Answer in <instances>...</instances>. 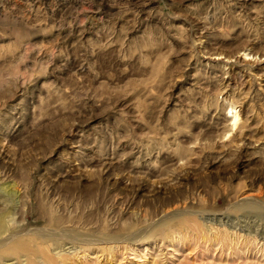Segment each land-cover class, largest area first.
Wrapping results in <instances>:
<instances>
[{"label":"rangeland","instance_id":"rangeland-1","mask_svg":"<svg viewBox=\"0 0 264 264\" xmlns=\"http://www.w3.org/2000/svg\"><path fill=\"white\" fill-rule=\"evenodd\" d=\"M0 264H264V0H0Z\"/></svg>","mask_w":264,"mask_h":264},{"label":"bare ground","instance_id":"bare-ground-1","mask_svg":"<svg viewBox=\"0 0 264 264\" xmlns=\"http://www.w3.org/2000/svg\"><path fill=\"white\" fill-rule=\"evenodd\" d=\"M233 117H234V120H235V118L237 117V114L236 113H234L233 114ZM236 121V120H235ZM234 122V121H233ZM53 219V218H52ZM51 221V224L52 223H55L56 222V219H53V220H50ZM18 242V241H17ZM17 242H15V243H13L15 246V248H17V247H19V248H24L25 247V245H23V244H21V243H17ZM23 245L24 247H20L21 245Z\"/></svg>","mask_w":264,"mask_h":264}]
</instances>
